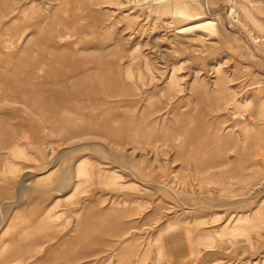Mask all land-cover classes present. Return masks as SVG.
I'll return each mask as SVG.
<instances>
[{
	"label": "rangeland",
	"instance_id": "1",
	"mask_svg": "<svg viewBox=\"0 0 264 264\" xmlns=\"http://www.w3.org/2000/svg\"><path fill=\"white\" fill-rule=\"evenodd\" d=\"M6 79L33 123L64 115L40 116L44 102L67 114L78 97L91 108L102 97L121 142L66 144L41 128L51 149L19 133L14 158L26 167L0 175V228L20 213L11 239L21 221L29 227L45 209L54 217L7 264H264V0H0V92ZM150 104L157 131H129L135 143L124 142L128 116ZM93 140L110 160L79 157L115 178L47 186L57 173L38 170L43 153L51 162ZM27 174L29 191L18 195ZM95 215L109 216L104 228L79 237Z\"/></svg>",
	"mask_w": 264,
	"mask_h": 264
},
{
	"label": "crops",
	"instance_id": "2",
	"mask_svg": "<svg viewBox=\"0 0 264 264\" xmlns=\"http://www.w3.org/2000/svg\"><path fill=\"white\" fill-rule=\"evenodd\" d=\"M5 84V92H0V103L3 102V104H6L0 106V175H3L5 177L9 176V178H13L15 176H19L21 171L26 167L21 162L16 161L14 158L17 157L16 155H18L15 153L14 149L17 148L18 150V148L22 147V145L19 143V133L23 129H28L29 131H31V137L34 139L35 143L43 148L49 146L51 147V149H55V146L52 142H48L45 141V139H41L42 137L39 134L41 128L48 129L51 134L66 141V144L76 138L83 137L84 135H90L92 137L100 136V138L108 145H110L109 143H111L110 138H112L115 142L121 144V142H119V136H117V138L114 134V137H110L109 115H105V112L103 110V106L106 103L101 100L102 97L97 99H91L96 100L100 104L98 108H91L88 104L90 101L89 99L85 97H78L76 99L77 102H73L70 106L68 105L69 111L67 114H65L66 111L62 112V109L64 108L62 107V105L58 104V106L60 105L59 111L62 113L61 115L64 114L68 116L63 115L61 116L58 122L46 125V119L45 122H41V119L38 121V123L31 122L29 117V111L27 110L28 108H26L23 104L12 102L14 98L13 92L9 87V79H6ZM22 92L25 93L24 90H22ZM42 98L43 100L50 99V97ZM78 103L81 104V106H78ZM15 105H21L23 109H14ZM66 106L67 105H65L64 110H66ZM34 111L36 110L34 109ZM36 112L37 114L41 113L39 112V110ZM55 112L58 113L57 111ZM93 112H96L97 114L95 115ZM151 112L152 107L150 104V108L148 110L145 109L144 111H141L139 115H136L134 117L128 116L125 121L126 123L123 124L125 125V128L121 129L126 133V139L124 140V142L130 141L135 143L134 141L127 139V132L129 131L130 133H134L137 130L138 132H140L141 137L147 136L146 134L142 136L141 132L150 133L157 131L156 123L154 121L149 120V115L151 114ZM96 118L98 119V123L94 121L97 120ZM13 120H17L18 123H13ZM64 120L68 121L64 122ZM130 120H132V123L134 124H128V121ZM64 132L69 134H63ZM105 146H107L105 143H101L96 140L84 141L78 147H75L73 145L67 147L68 150H64L57 156H54L51 162L46 159V152H44L43 155L39 158L42 163V166L38 167V170L44 171L47 179H51L53 175H56L57 173L55 182L45 185L50 186V188L65 190L68 187V183L65 180L69 179L74 175L78 177H86L88 175H91L98 179L115 178V175H111L110 173L102 171L98 168L97 165H91L87 160L79 157V154L81 152L90 150L95 154L101 155L103 159L110 160L111 153L109 147L107 146L108 148H106ZM16 152H18L20 155H23L21 150ZM53 152L54 150H52V153ZM49 164L52 165H50V168L46 170L45 168ZM28 177H30V174L23 176L22 180L18 183V195L24 196L29 191V189L27 188V184H25L26 179ZM9 183L13 185L15 184V181L10 180L9 182H7V184ZM20 215V213H14V216H12L11 218L12 222L4 226L2 229L0 228V264H7L10 259L18 257V255L22 253L23 249L26 248L25 245H29V243H31L28 238H35V236H37L40 230L49 229L50 225L48 222H50V220L54 217L52 215V212H49L45 209L44 212L39 217H37L34 222H30L29 227L24 225L26 223L25 221H21L22 223L20 226L17 227V231L15 232L14 237L9 239L7 236L11 229V224L14 225L16 221H20ZM108 217L109 216L106 215L105 217L100 218L99 216L95 215L85 218L81 223V226L82 228H84V231L79 233V237L88 236L87 233L89 229L94 228L95 230H100L104 228ZM73 240L74 239L70 241L72 242ZM74 242L75 241H73V243ZM69 251L70 249L61 248L59 250V254L64 253L61 258H70L68 255H66ZM214 256L217 257L216 255ZM212 264H221V262L217 258V260L215 259Z\"/></svg>",
	"mask_w": 264,
	"mask_h": 264
},
{
	"label": "bare ground",
	"instance_id": "3",
	"mask_svg": "<svg viewBox=\"0 0 264 264\" xmlns=\"http://www.w3.org/2000/svg\"><path fill=\"white\" fill-rule=\"evenodd\" d=\"M34 75H36V74H33L32 76H34ZM38 110H39V112H45V111H47V110H51V111H59V109H60V105L58 106V105H56V104H52L51 105V103H46V102H44L40 107H38L37 108ZM66 114V113H65ZM60 120V119H59ZM68 121V120H67ZM67 121H65L64 120V122H67ZM50 123H53V121H51V119H49V120H47V124L48 125H50ZM65 124V123H64ZM57 125V124H56ZM100 126V125H99ZM101 127V126H100ZM106 127V126H105ZM103 129H105V128H103ZM113 132L110 134V136L111 137H114L113 135V133L115 132L114 130H112ZM117 137V136H116ZM118 138V137H117ZM116 138V139H117Z\"/></svg>",
	"mask_w": 264,
	"mask_h": 264
}]
</instances>
